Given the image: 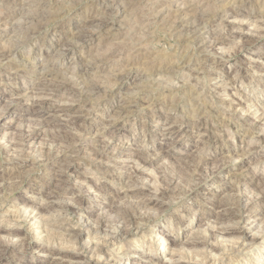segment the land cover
<instances>
[{"label": "rangeland", "instance_id": "obj_1", "mask_svg": "<svg viewBox=\"0 0 264 264\" xmlns=\"http://www.w3.org/2000/svg\"><path fill=\"white\" fill-rule=\"evenodd\" d=\"M232 8L239 12L231 19L235 23L227 25L222 16ZM97 16L104 18L105 26L91 27L89 32L94 29L93 33L85 39L75 37L78 23ZM37 20L41 22L39 34L24 40ZM203 26L200 44L192 38L201 36ZM263 29L264 0H0V52H12L5 60L0 58V169L11 167L6 162L10 153L5 140L17 139L23 132L32 131L35 140L31 149L37 150L40 142L51 138L75 149L70 155L65 197V202L74 206L65 217L68 232L56 234L47 242L65 250V264H96L97 257L82 244L86 239L103 248L97 264H171L173 259L194 264L197 258L190 244L197 237L214 244L222 242L221 237L211 236L216 229L213 214L220 211L214 205L218 197L227 201L238 189L256 192L257 187L264 186ZM237 34H243L244 41ZM215 37H221L220 45L213 48L209 44ZM43 76L49 82L65 84L56 92H32ZM81 84L91 92L84 93ZM22 94L27 97L18 99ZM30 96L39 100L32 103ZM9 99L13 103H8ZM69 104L74 110H89L83 122L71 123L78 116L74 110L58 112ZM119 107H125L126 114L118 120L115 113ZM155 117L165 118L167 125L155 123ZM96 123L103 128L107 125L95 140L83 136L77 126ZM68 134L76 139L68 142ZM258 138L262 141L251 149ZM108 140V148L103 150ZM93 146L103 154L100 163L93 161ZM232 148L245 153L231 156ZM24 149L28 150V144ZM132 149L138 150L137 157L127 156ZM38 154H30V159L40 162ZM218 166L223 168L218 170ZM199 168L205 172L211 168L213 173L206 176L204 172L203 179L195 180ZM23 170V183L6 191L0 207V237L6 233L5 227H15L29 238L32 248L13 254V260L9 255L0 264H45L48 259L40 252V245L45 244L43 235H38L40 230L27 221H16V217V222L8 221L14 219L15 206L22 198L33 200L34 205L44 202L38 191L41 185L49 187L52 183V174L41 164ZM231 173L237 176L230 178ZM162 177L177 184L164 197L159 194L167 188ZM148 188L158 196L131 198L130 191ZM146 199H152L154 205L140 209L138 202ZM135 208V224L127 226L129 236L110 240V234L118 230L121 214L133 213ZM256 209H264V200ZM80 215L84 220L79 221ZM239 219L226 225L240 227L249 239L256 235L254 248H263L261 262H253L260 256L253 248L237 258L224 252L216 264H264V236L258 235L244 216ZM79 230L84 236L78 242L70 236ZM102 237L109 240L107 244Z\"/></svg>", "mask_w": 264, "mask_h": 264}, {"label": "bare ground", "instance_id": "obj_2", "mask_svg": "<svg viewBox=\"0 0 264 264\" xmlns=\"http://www.w3.org/2000/svg\"><path fill=\"white\" fill-rule=\"evenodd\" d=\"M5 1V0H4ZM60 1V0H59ZM9 2V1H8ZM11 2V1H10ZM64 2V1H63ZM66 2V1H65ZM68 2V1H67ZM110 2V1H109ZM115 2V1H113ZM111 2V3H113ZM72 3V2H71ZM28 4V3H27ZM39 4V3H38ZM120 4V3H119ZM66 5V3H65ZM75 5V4H74ZM112 5V4H110ZM116 5V4H115ZM123 6V5H122ZM107 7V6H106ZM110 7V6H109ZM107 7V8H109ZM112 7V6H111ZM241 7V6H240ZM104 8V7H103ZM120 8V7H119ZM105 9V8H104ZM113 9V8H110ZM109 9V10H110ZM123 9V8H122ZM189 9V8H188ZM7 10V9H6ZM11 10V9H10ZM42 10V9H41ZM90 11V10H89ZM111 11V10H110ZM120 11V10H119ZM41 12V11H39ZM103 12V11H102ZM105 12V11H104ZM103 12V13H104ZM230 13H225L224 16H222V20L224 21V23H226L227 25L232 24L231 19L233 17H235L239 11H237L235 8H232L229 10ZM201 13V12H200ZM25 14V13H24ZM188 14V13H187ZM206 14V13H205ZM190 15V14H189ZM258 16V15H257ZM8 17V16H7ZM43 17V16H42ZM94 17V16H93ZM106 17V16H105ZM185 17V16H184ZM192 17V16H190ZM37 18V17H35ZM40 18V17H38ZM90 18V17H89ZM96 18V17H95ZM172 18V17H171ZM176 18V17H175ZM199 18V17H198ZM107 19H109L107 17ZM174 19V18H173ZM39 20V19H38ZM37 23L33 24L35 25L34 28L31 27V29L28 30L27 28V32L25 33V37L24 40H31L34 39L40 31V24ZM104 20V18H103ZM103 20H99L98 16L97 19H87L85 21H83L81 24L78 23V26H75V28L77 29V31H75L74 35L75 37H77L78 39L80 38H86V37H90V35L93 33L92 29L91 32H89L91 27H97L100 28L103 25H106V22ZM235 20V19H234ZM241 20V19H240ZM41 21V20H39ZM174 21V20H173ZM196 21V20H195ZM242 21V20H241ZM24 22V21H23ZM36 22V21H35ZM175 22V21H174ZM194 22V21H193ZM204 22V21H203ZM206 22V21H205ZM204 22V23H205ZM7 23V22H6ZM26 23V22H25ZM173 23V22H172ZM197 23L199 24L200 21ZM196 23V24H197ZM203 23V24H204ZM233 23H235V21H233ZM244 23V22H243ZM43 24V23H42ZM176 24V23H175ZM174 24V25H175ZM187 24V23H186ZM197 24V25H198ZM238 24V23H237ZM240 27H242L241 23ZM111 25V24H110ZM183 25V24H182ZM193 25V24H192ZM202 23L199 25L201 26ZM206 25V24H205ZM29 26V25H28ZM31 26V25H30ZM27 27V26H25ZM206 26H203L199 29V34H205L204 33V29ZM196 28V27H194ZM193 28V29H194ZM15 29V28H14ZM25 29V28H23ZM101 29V28H100ZM198 29V28H197ZM235 29V28H234ZM243 29V28H242ZM259 29V28H258ZM192 30V29H191ZM196 29H194L195 31ZM264 30V29H263ZM99 31V29L97 30ZM208 31V30H206ZM244 31V29H243ZM24 32V31H23ZM184 32V31H183ZM240 32V31H239ZM73 33L71 35H73ZM191 33V31L189 32ZM192 33H194L192 31ZM258 33V32H257ZM187 34V33H186ZM195 34V33H194ZM207 34V33H206ZM262 34V33H261ZM180 35V34H179ZM190 35V34H189ZM192 35V34H191ZM190 35V36H191ZM236 35V34H235ZM215 36V35H214ZM263 36V35H262ZM205 37V36H204ZM238 39L244 41L245 37L243 36V34H237L236 36ZM260 37V36H259ZM84 38V39H85ZM59 39V38H58ZM57 39V40H58ZM199 40L200 44H202L203 42V36H196L195 38H192ZM205 39V38H204ZM220 38H216L213 40L211 47L213 46V48L217 45H220ZM247 39V38H246ZM82 40V39H81ZM210 40V39H209ZM234 40V39H233ZM23 41V40H22ZM41 41H44V39H42ZM211 41V40H210ZM19 42V41H18ZM26 42V41H25ZM247 42V41H246ZM250 42V41H249ZM24 43V42H23ZM22 43V44H23ZM67 43V42H66ZM60 44V43H58ZM194 44V43H193ZM225 44V42H224ZM234 44V43H233ZM246 44V43H245ZM66 45V44H65ZM235 45V44H234ZM63 46V45H62ZM224 46V45H223ZM18 47V46H17ZM66 47L68 48V46L66 45ZM225 47V46H224ZM244 47V45H243ZM65 48V47H63ZM63 50V53L65 54L67 52V49ZM210 48V47H209ZM208 48V49H209ZM15 49V48H14ZM232 49V48H231ZM235 49V48H234ZM9 50V49H8ZM4 51V50H3ZM0 52V58L1 59H6L8 58L9 54L12 53L10 51L8 52ZM7 51V50H6ZM238 51V50H237ZM10 52V53H9ZM62 53V55H63ZM69 58V57H68ZM0 59V60H1ZM3 60V61H4ZM205 60V59H204ZM12 61V60H11ZM46 62V61H45ZM44 62V63H45ZM49 62V61H48ZM1 63V62H0ZM6 65V64H5ZM150 66V65H149ZM17 67V66H16ZM192 68V67H191ZM7 70V69H6ZM9 71V70H8ZM39 71V70H38ZM52 71V70H51ZM11 72V71H10ZM248 72V71H247ZM42 74V73H41ZM141 74V73H140ZM161 74V73H160ZM69 75V74H68ZM232 75V74H231ZM48 76V75H47ZM46 78H41L38 83V88H33L32 87V92L35 90H38V92H40V95L43 92H56L58 91L60 88H62V82H54L53 80H50L51 82H49V79ZM195 76V75H194ZM234 76V75H233ZM6 77V76H5ZM69 77V76H68ZM121 77V76H120ZM260 77V76H259ZM125 78V77H124ZM78 80V79H77ZM221 80V79H220ZM261 81V80H260ZM259 81V82H260ZM58 82V83H57ZM149 83V82H148ZM233 83V82H232ZM73 84V83H72ZM83 84V83H82ZM81 84V85H82ZM85 84V83H84ZM83 84V85H84ZM88 84V83H87ZM86 84V85H87ZM71 85V84H70ZM81 86V89L84 93L88 92L91 90V88L87 87V86ZM96 86V85H95ZM159 86V85H158ZM37 87V86H36ZM93 87V86H92ZM30 88V87H29ZM77 88V87H76ZM94 90V89H93ZM190 90V89H189ZM17 91V90H16ZM27 91V90H26ZM25 91V92H26ZM263 91V90H262ZM82 92V93H83ZM91 92V91H90ZM240 92V91H239ZM31 93V92H29ZM243 93V92H242ZM21 94V93H20ZM209 94V93H208ZM39 95V97H40ZM17 96V95H16ZM27 97V95L22 94L21 96H17L18 99L19 98H23V97ZM50 96V95H49ZM186 96V95H185ZM1 97V96H0ZM16 97V98H17ZM46 97V96H45ZM192 97V96H191ZM195 97V96H194ZM32 100V103H36V101H38L39 99L34 98L32 96L28 97ZM6 99V98H5ZM15 99V98H14ZM136 99V98H135ZM237 99V98H236ZM91 100V99H90ZM188 100V99H187ZM212 100V99H211ZM6 100H4L5 102ZM9 101L12 102V99H9L7 102L10 103ZM14 101V100H13ZM19 101V100H18ZM69 101V100H68ZM71 101V100H70ZM236 101V100H235ZM234 101V102H235ZM3 102V103H4ZM6 102V104H7ZM83 102V101H81ZM134 102V101H133ZM173 102V101H172ZM13 103V102H12ZM27 103V102H26ZM25 103V104H26ZM38 103V102H37ZM69 103V102H68ZM74 103V102H72ZM239 103V102H238ZM2 104V103H1ZM60 104V103H59ZM190 104V103H189ZM197 104V103H196ZM247 104V102H246ZM34 105V104H32ZM242 105V104H241ZM5 106V104H4ZM10 106V105H9ZM130 106V105H129ZM251 106V105H250ZM254 106V105H253ZM86 107V106H85ZM171 107V106H170ZM8 108V107H7ZM90 108V107H89ZM4 109V108H3ZM28 109V108H27ZM75 108L73 107V104H69V105H65V107L60 108V110H58V112L62 113V114H66L70 111H73ZM241 109V108H240ZM261 109V108H260ZM125 107H119L118 110H116V117L119 120L120 118L122 119L125 116ZM33 111V110H32ZM31 111V112H32ZM35 111V110H34ZM33 111V112H34ZM89 110H86L85 108H77L76 110H74V112L76 114H78L77 117H74V119L71 120V123H73L74 125H76L79 121L83 122L85 115L87 114ZM115 112V111H114ZM113 112V113H114ZM240 112V110H239ZM255 112V111H254ZM36 113V112H35ZM192 113V112H191ZM211 113V112H210ZM264 113V112H263ZM34 114V113H33ZM41 114V113H40ZM114 114V115H115ZM241 114V113H240ZM244 114V113H243ZM60 115V114H59ZM152 115V114H151ZM212 115V114H211ZM255 115V114H254ZM264 115V114H263ZM113 116V114H112ZM262 117V115H259V117ZM111 117V116H110ZM109 117V118H110ZM114 117V116H113ZM210 118V117H209ZM258 118V117H257ZM32 119V118H31ZM71 119V118H70ZM222 119V118H221ZM262 120H264V116L263 118H261ZM46 120V119H45ZM108 120V119H107ZM106 120V121H107ZM117 120V121H118ZM212 120V119H211ZM37 121V120H36ZM40 121V120H39ZM58 121V120H57ZM70 121V120H69ZM112 121V120H111ZM116 121V122H117ZM253 121V120H252ZM47 122V121H46ZM101 122V121H100ZM115 122V121H114ZM113 122V123H114ZM161 122H163V125H167V120L164 118V120L161 117H155V123L160 124ZM30 123V122H29ZM67 123V122H66ZM108 123V121H107ZM110 123V122H109ZM112 123V122H111ZM103 124V123H102ZM104 125V124H103ZM107 125V124H106ZM105 125V126H106ZM169 125V124H168ZM78 127H80V131L82 132V135L87 137V138H91V140H95L97 139L96 137L101 134L102 130L105 128L100 127V123H96L93 124L90 127H81L79 125H77ZM70 127V126H69ZM192 127V126H191ZM258 127V126H257ZM173 128V127H172ZM223 128V127H222ZM159 130V129H158ZM259 131V130H258ZM32 131H27L26 133L23 132L20 134V136H18V138H11L10 140H5L6 141V145H8V151L7 153L10 155H8L9 157H7V155L5 157H7L6 162L11 164L10 168H6L5 169H0V207L3 206L4 202H5V196H6V191H13L16 187L20 186L23 183V173L22 170L25 167L28 166H39V164H41L48 172H50L52 175V183L49 184L50 186L46 187L42 186V189H40L38 191V193L41 195V197L44 199L42 203H38L36 205H34L33 200L32 201H28L27 199H21V202L18 203L14 213V219H9L8 221H12V222H16V221H27L30 223L31 227H34L38 230H40V232L38 233V235H43V239L45 241L44 246H41L40 252L45 253L47 255V260L45 264H65L64 259L67 257L65 255V250L63 248H55L53 244L51 243H47L48 239H50V237L55 236L56 234L62 233L63 235L65 234V232H68L67 229H65V217L67 216L66 214L68 213V211H71V209H73L72 205L69 203L65 202V197H66V191L68 187V183H69V175L68 173L70 172V166H69V161H71V154L75 149L72 146L66 145L63 146L59 141L61 140H57L58 138H51V140L46 143H41L40 142V146L37 147V150L35 149H31L30 144L34 142L35 138L33 136V134L31 133ZM155 132V131H154ZM262 133V132H261ZM264 133V132H263ZM78 134V133H77ZM16 135V134H15ZM109 135V134H108ZM17 137V136H16ZM49 137V136H48ZM67 137V135H66ZM103 137V136H102ZM4 138L6 137H2V139L4 140ZM112 138V137H111ZM110 138V140H111ZM1 139V140H2ZM68 142H72L76 139L75 136L68 134ZM108 140L105 144L104 147L102 148L103 150H105L106 148H108V144L109 141ZM262 141V139L258 138L256 143L252 146H250L251 149L255 148L260 142ZM38 142V141H37ZM205 142V141H204ZM24 144H28V150H25L24 147H26V145ZM36 144V143H35ZM65 144V143H64ZM70 144V143H69ZM5 145V146H6ZM131 146V145H130ZM248 147V146H246ZM34 148V147H33ZM39 148V149H38ZM76 148V147H75ZM79 148V147H77ZM85 148V147H84ZM160 149V148H159ZM195 149V148H194ZM224 149V148H223ZM233 149V148H232ZM92 150V158L94 159V162L100 163L101 162V158H102V152L100 150H98V148L95 146H93ZM193 150V149H192ZM191 150V151H192ZM37 151H39V154L37 157H39L38 159L40 162H37L36 159H30V154H35ZM124 151V150H123ZM137 149H132V151L126 153L127 156L129 155L130 158H134L135 156L137 157ZM160 151V150H159ZM107 152V151H106ZM232 153L231 156H236L238 155H242L245 153L244 150L242 149H236L234 148L233 150H231ZM166 153H168L167 151H161V154L166 155ZM201 155V154H200ZM223 155V154H221ZM128 156V157H129ZM239 157V156H238ZM167 158V157H166ZM174 158V157H173ZM176 158V157H175ZM221 158V157H220ZM54 159V160H52ZM227 159V158H226ZM50 161H54L52 164L50 163ZM85 161V160H84ZM108 161V160H107ZM215 161V160H214ZM234 161V160H233ZM72 162V161H71ZM75 162V161H74ZM147 162V161H146ZM143 162V163H146ZM111 163V162H110ZM136 163V162H135ZM217 163V162H216ZM58 164V165H57ZM215 164V163H214ZM57 165V166H56ZM137 165V164H136ZM175 165V164H174ZM207 165V164H206ZM84 166V165H83ZM134 166V164H133ZM140 166V165H139ZM185 166V165H184ZM196 167V166H195ZM204 167V166H203ZM209 167V166H208ZM211 167V166H210ZM219 167V166H218ZM137 168V166H136ZM223 167L220 166L219 168H217L218 170L222 169ZM93 169V168H92ZM24 171V170H23ZM103 171V170H102ZM129 171V170H128ZM209 171V173H207ZM248 171V170H247ZM25 172V171H24ZM205 170L203 169H198L197 172H195V180L197 178H199L201 180V178L203 177L202 173H204ZM73 173V172H72ZM158 173V172H157ZM191 173V171H190ZM213 173V170L210 168L205 172V175L208 176L210 174ZM71 175V173H70ZM127 175V174H126ZM157 176V174H156ZM185 176V175H184ZM230 178H234V176H237L235 173L234 174H230L229 175ZM191 177V175H190ZM163 179L165 177H162ZM187 178V177H186ZM189 178V177H188ZM225 178V177H224ZM148 179V178H147ZM162 179V180H163ZM192 179V177H191ZM203 179V178H202ZM77 180V179H75ZM152 180V179H151ZM170 180V179H169ZM83 181V180H82ZM138 181V180H137ZM160 181V180H159ZM167 180L164 179V181L162 182H166ZM33 182V181H32ZM140 182V181H139ZM231 182V181H230ZM89 183V182H88ZM148 183V182H147ZM164 183V184H165ZM175 185L176 182L172 183V180H170L167 183V188L166 189H162L159 194L160 196L162 195V197L168 195V193L173 192L172 190H174L175 188H172V185ZM177 185V184H176ZM263 184H261L260 187H257L256 192H250L248 190L245 191H240L238 189L237 194L235 192V195H232L228 198L227 201H221L220 197H218V200L216 201V203L214 205L217 206V209H219L220 211L215 212L213 214V218L215 220V224H216V229L213 230L211 236H218L222 238V242L221 243H215L214 242H208V240L205 238H199L197 237L195 242H192V244H190L193 249L195 248L194 251V256L195 258V263L194 264H216V262L220 261L221 258L223 259L224 256V252L228 253V254H233L235 255V257L237 258L238 256L242 255L243 253L246 252H252L254 245L257 242V237L256 235L251 236L252 238H247L245 236V234L242 232V229L240 227H235L233 225H226L227 222H234V220L239 219L238 217H241L240 219H242V216L245 217V221L247 223H249L250 225H252L253 229H256V232L258 233V235H263L264 236V209L262 211H257L256 208L259 207L260 202L264 200V186H262ZM192 186V185H191ZM257 186V185H256ZM259 186V185H258ZM95 187V186H94ZM132 187V186H131ZM160 187V186H159ZM179 187V186H178ZM238 187V186H236ZM85 188V187H84ZM152 188V187H151ZM151 188L148 189H140V190H136V191H130V195L131 198H138L137 196L142 194L143 196H148L149 194H152L153 196H156L157 194H155L156 192L154 189L151 190ZM170 188H172V190H170ZM28 190H32V187H27ZM180 189V188H179ZM187 189V188H186ZM190 189V188H189ZM248 189V188H246ZM91 190V188L89 189ZM214 190V189H213ZM87 191V190H85ZM153 193H152V192ZM157 191V190H156ZM187 191V190H186ZM189 191V190H188ZM96 192V191H95ZM223 192V191H222ZM86 193V192H84ZM169 193V194H170ZM234 193V192H233ZM98 194V193H97ZM104 194V193H103ZM173 195V194H172ZM174 195H177V193H175ZM158 196V195H157ZM220 196V195H219ZM68 197V196H67ZM73 197V196H72ZM169 197V196H168ZM171 197V196H170ZM222 197V196H221ZM161 198V197H160ZM223 198V197H222ZM60 199H62V201H60ZM72 199V198H71ZM215 199V198H214ZM74 200V199H73ZM123 200V199H122ZM142 200V199H141ZM69 201V200H67ZM137 201V200H136ZM27 203H31V205L27 206ZM165 202V201H164ZM228 203V204H227ZM33 204V205H32ZM76 204V203H75ZM159 204V203H158ZM135 205V204H134ZM154 202L152 199H149L147 201H140L138 202V206L140 209L145 208L146 206H153ZM181 205V204H180ZM227 205V206H226ZM137 206V205H136ZM133 207V206H132ZM116 208V207H115ZM114 208V209H115ZM146 209V208H145ZM135 210L136 208L133 210L134 212L131 213H125V214H119V227L118 230L115 233H111L110 234V240L113 241H119L120 237L126 239L129 234H128V223H134L135 224ZM75 212V211H74ZM137 212V211H136ZM4 213V212H3ZM72 213V212H71ZM137 214V213H136ZM142 215V214H141ZM111 216V215H110ZM15 217L17 218V220L15 219ZM140 217V216H138ZM11 218H13L11 216ZM68 219V218H67ZM66 219V220H67ZM239 219V220H240ZM16 220V221H15ZM84 220V217L82 215H80L79 221ZM152 220V219H151ZM238 220V221H239ZM237 221V220H236ZM137 222V221H136ZM111 225V224H110ZM132 225V224H131ZM212 227V226H211ZM103 228V227H102ZM105 229V228H104ZM136 229H139L138 227H136ZM135 229V230H136ZM6 233H3L4 235L0 237V261L7 259V257L9 255H13V254H17L18 251L24 253V252H28L31 248L32 245L31 243H29V238L27 236H25V234H21L19 233V229H15V227H13L12 229L10 227H5L4 228ZM94 230V229H93ZM211 230V231H212ZM113 231V230H112ZM2 232V231H1ZM90 232V231H88ZM141 233V232H140ZM69 234V233H68ZM135 234V233H134ZM254 234V233H253ZM206 235V234H205ZM83 236L84 234L82 233V231H76V233L74 234V236H70L71 238H74L76 241H82L83 240ZM109 236V235H107ZM62 237V236H61ZM69 237V238H70ZM16 238L17 240L14 241L13 239ZM103 238V237H102ZM107 238V237H106ZM104 239V238H103ZM129 239V238H128ZM53 240V239H52ZM101 240V239H100ZM164 241H168L166 238L163 239ZM93 241V240H92ZM107 241L109 240H105L104 239V243L107 244ZM133 241V240H132ZM82 243V242H81ZM80 243V245H81ZM114 243V242H113ZM83 246H85V248H87V250L89 249V253L96 258V264L100 263V259L102 258V251L103 248L102 246H99L97 244H92L90 242V240L86 239L83 240ZM183 244V243H182ZM167 245V244H166ZM82 246V247H83ZM180 246V245H178ZM166 247V246H165ZM164 247V248H165ZM114 248V247H113ZM185 248V246H184ZM188 249V248H187ZM263 248H258L256 246V248H254V250H256L258 253H260L259 257L254 258V263H260L261 258H263V256L261 255V250ZM105 250V249H104ZM190 251V250H188ZM192 252V251H191ZM183 255V254H182ZM258 255V254H257ZM20 256V255H19ZM104 256V255H103ZM218 256V257H217ZM221 257V258H220ZM230 257V256H229ZM15 258V256H12V260ZM181 258V257H180ZM199 258V259H198ZM11 259V258H10ZM9 259V261H10ZM70 259V258H69ZM189 259V258H188ZM232 259V257H231ZM18 260L19 258L15 259V261ZM94 260V259H93ZM14 261V262H15ZM171 264H184L179 262V260H171ZM183 261V260H182ZM192 261H194L192 259ZM203 261V263H202ZM232 262V260H229ZM95 262V261H94ZM127 262V261H126ZM12 263V262H11ZM68 263V262H67ZM7 264V263H6ZM21 264V263H19ZM27 264V263H26ZM225 264V263H224Z\"/></svg>", "mask_w": 264, "mask_h": 264}, {"label": "clouds", "instance_id": "obj_3", "mask_svg": "<svg viewBox=\"0 0 264 264\" xmlns=\"http://www.w3.org/2000/svg\"><path fill=\"white\" fill-rule=\"evenodd\" d=\"M41 52L43 51V46H40Z\"/></svg>", "mask_w": 264, "mask_h": 264}]
</instances>
